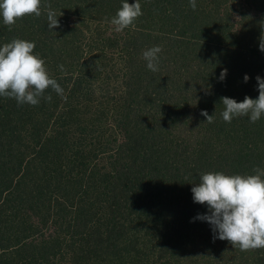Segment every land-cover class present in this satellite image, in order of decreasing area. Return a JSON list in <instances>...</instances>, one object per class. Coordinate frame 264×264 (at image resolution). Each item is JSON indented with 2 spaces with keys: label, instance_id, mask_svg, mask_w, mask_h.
I'll return each instance as SVG.
<instances>
[{
  "label": "trees",
  "instance_id": "trees-1",
  "mask_svg": "<svg viewBox=\"0 0 264 264\" xmlns=\"http://www.w3.org/2000/svg\"><path fill=\"white\" fill-rule=\"evenodd\" d=\"M139 2L122 32L123 0H41L11 30L0 17V46L34 42L66 97L0 96V264H264V248L213 239L191 192L207 172L264 169V115L227 123L221 101L259 96L264 0Z\"/></svg>",
  "mask_w": 264,
  "mask_h": 264
},
{
  "label": "clouds",
  "instance_id": "clouds-1",
  "mask_svg": "<svg viewBox=\"0 0 264 264\" xmlns=\"http://www.w3.org/2000/svg\"><path fill=\"white\" fill-rule=\"evenodd\" d=\"M190 7L195 10L196 0H189ZM41 0H0V17L3 23L13 26L18 19L28 15L41 16ZM139 0L129 3L123 0L122 7L111 19L116 32L133 26L141 16ZM47 27L58 28L59 20L51 5H47ZM35 43L23 39H13L0 46V96L13 98L18 105L36 106L41 98L50 101L51 96H44L51 89L63 97L64 90L56 79L50 77L45 61L33 54ZM259 48L264 52V36L260 38ZM160 46L145 50L142 58L147 62L149 70H159ZM60 70L64 66L60 65ZM227 69L220 73L219 80L226 78ZM249 76L245 74L244 81ZM259 96L256 99L245 96L243 101L224 96L222 118L231 123L234 117L248 116L251 123L264 115V78L256 77ZM66 99V97H63ZM206 122H213V115L201 110ZM255 174L227 175L222 172H207L200 176V181L191 188L193 201L207 205L208 212L199 214L195 219L207 221L214 233L213 239L228 241L233 248L251 251L264 248V169H254Z\"/></svg>",
  "mask_w": 264,
  "mask_h": 264
}]
</instances>
